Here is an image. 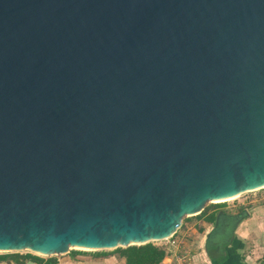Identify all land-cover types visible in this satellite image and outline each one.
Segmentation results:
<instances>
[{"label":"water","instance_id":"water-1","mask_svg":"<svg viewBox=\"0 0 264 264\" xmlns=\"http://www.w3.org/2000/svg\"><path fill=\"white\" fill-rule=\"evenodd\" d=\"M261 188L264 0H0V252L164 240Z\"/></svg>","mask_w":264,"mask_h":264},{"label":"crops","instance_id":"crops-1","mask_svg":"<svg viewBox=\"0 0 264 264\" xmlns=\"http://www.w3.org/2000/svg\"><path fill=\"white\" fill-rule=\"evenodd\" d=\"M249 215L232 229H225L218 223L206 221V216L215 213L216 216L222 209L213 208L207 211V215L199 218L197 224H202L206 229L199 244V250L195 253L198 264H260L264 258V201L262 198L252 200ZM248 202L246 203V205ZM238 204L229 214H236L238 209L245 207ZM194 220L183 225V234L194 228ZM196 225V224H195ZM193 231V230H192ZM228 242V243H227ZM210 245L209 250L207 249ZM115 249L85 250L74 249L69 253L54 256L37 255L43 262L52 260L56 264H126V257ZM239 253H248L247 256H239ZM8 260H0L6 264ZM32 261H27V264ZM163 260L161 264H167ZM35 263V262H34ZM9 264V263H8ZM11 264H16L11 261ZM36 264V263H35Z\"/></svg>","mask_w":264,"mask_h":264},{"label":"trees","instance_id":"trees-1","mask_svg":"<svg viewBox=\"0 0 264 264\" xmlns=\"http://www.w3.org/2000/svg\"><path fill=\"white\" fill-rule=\"evenodd\" d=\"M248 212L245 207L238 209L236 214H229L225 211L219 213L216 216L215 213H211L206 216V221L211 223H218L227 230L232 229L238 225L244 218L248 216ZM228 243V242H227ZM208 244L207 249L209 250ZM121 255L126 257V264H161L166 257V250L164 247L155 244V242H149L143 245H132L129 247H118L116 249ZM12 256H1L0 260L10 259ZM16 258V257H15ZM27 261L35 262L36 264H56L52 260L43 262L38 256L28 253L21 258H16L14 262L17 264H27ZM264 263V258H263Z\"/></svg>","mask_w":264,"mask_h":264},{"label":"rangeland","instance_id":"rangeland-1","mask_svg":"<svg viewBox=\"0 0 264 264\" xmlns=\"http://www.w3.org/2000/svg\"><path fill=\"white\" fill-rule=\"evenodd\" d=\"M260 197L262 198V201H264V188L243 193L233 199L227 200L226 202L207 203L205 210L201 214L196 215V216L185 217L183 220V225H185L187 222H191V220H194L193 222L194 228H192L193 231L190 230L189 232H186V235L184 237V242L181 244L180 249L182 250L186 249L187 251L189 250L192 255H195V253H197V251L199 250V244L201 243L200 241L203 236V233L207 229L202 224H197V221L199 218H202L203 216H205V214L207 215L208 210L213 209V208H219V209L232 213L233 212L232 210L234 209L236 205L243 204L245 206L246 203L248 202L246 207L248 208L247 212L249 213V210L251 208L250 205L253 204L252 200H255L256 198H260ZM183 225H182V230H183ZM155 244L159 246H165L167 244V241L159 240V241H155ZM28 253H31V252L29 251L0 252V255L1 256H12L10 259H7V260L10 262L11 261L14 262L16 258H21V256H24ZM31 254H34V253H31ZM247 255L248 253H239V256H247ZM260 264H263V260H261Z\"/></svg>","mask_w":264,"mask_h":264},{"label":"built area","instance_id":"built-area-1","mask_svg":"<svg viewBox=\"0 0 264 264\" xmlns=\"http://www.w3.org/2000/svg\"><path fill=\"white\" fill-rule=\"evenodd\" d=\"M181 230L182 227L171 237L164 239L167 241V244L162 246L167 253L165 260H168L167 264H198L195 260V256L192 255L189 250L180 249L185 237Z\"/></svg>","mask_w":264,"mask_h":264},{"label":"bare ground","instance_id":"bare-ground-1","mask_svg":"<svg viewBox=\"0 0 264 264\" xmlns=\"http://www.w3.org/2000/svg\"><path fill=\"white\" fill-rule=\"evenodd\" d=\"M237 196H238V195H237ZM237 196H235V197H237ZM235 197H232V198H229V199H226V200H221V201H219V202L227 201V200L233 199V198H235Z\"/></svg>","mask_w":264,"mask_h":264}]
</instances>
